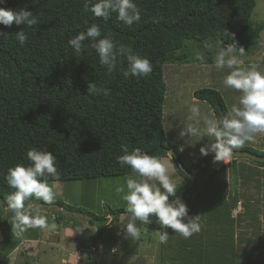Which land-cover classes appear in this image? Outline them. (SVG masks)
<instances>
[{"label":"trees","instance_id":"obj_1","mask_svg":"<svg viewBox=\"0 0 264 264\" xmlns=\"http://www.w3.org/2000/svg\"><path fill=\"white\" fill-rule=\"evenodd\" d=\"M86 2L0 0V7L30 10L38 20L31 28L15 24L6 27L0 23V29L6 33L0 36V199L4 206H7V195L14 191L6 179L8 169L18 164L29 165L27 151L32 148L50 151L56 157L59 177L41 178L46 181L133 172L117 160L123 154V145H127L129 151L139 148L141 152L162 159L174 149V167L185 178V183L177 190V196L182 195L192 184L191 174L214 158V153L190 164L180 148L168 141L163 122L167 93L164 66L168 62L189 59L182 50L187 40L204 45L215 39L224 44L232 43L224 36L225 29L235 33L237 47L243 46L245 52L252 51L264 29V23H250L256 0H133L140 9L141 19L131 26L119 21L115 12L107 19L84 12ZM93 23L101 28L98 39L111 34L117 45L124 44L147 58L152 72L147 76L125 78L122 69L127 68V60L118 56L117 67L109 74L106 66L100 64L96 50L90 47L93 42L90 38L83 42L85 47L77 55L68 40ZM21 29L27 36L23 46L16 38V32ZM204 57L203 62L196 60L201 64L213 62L211 56L204 54ZM88 81L108 89L110 95L87 93ZM194 96L209 103L217 118L227 115L229 109L220 90L202 87L194 91ZM239 150L264 155V151L250 146ZM236 159L230 163L234 183L243 178L238 175L244 174L242 169L259 174L250 166H240ZM253 160L258 169L264 166V161ZM229 177L222 162L213 163L197 176L190 191H198L195 199L201 204L195 206L196 212L201 207L199 213L207 212L210 221L213 216L215 221L225 219L231 223V242L229 238L219 242L218 236L214 243H208L206 264H237L238 252L244 249L242 244L251 241L236 229L244 220H249L247 224L251 225L255 222L250 219L253 216L249 211L253 197L244 198L247 193L229 184ZM206 185L208 192L204 190ZM175 198L169 197L170 200ZM58 203L64 204L63 201ZM239 203L244 210L235 215L233 211ZM11 219L9 214L0 217L3 232L0 251L4 254L8 245H14ZM149 219L150 229L159 227L156 217ZM107 225L97 224L99 236ZM250 227L251 232L259 233L255 223ZM215 231V235L221 234L217 227ZM219 255L223 261L216 259ZM24 264L30 263L25 261Z\"/></svg>","mask_w":264,"mask_h":264},{"label":"rangeland","instance_id":"obj_2","mask_svg":"<svg viewBox=\"0 0 264 264\" xmlns=\"http://www.w3.org/2000/svg\"><path fill=\"white\" fill-rule=\"evenodd\" d=\"M250 23L252 25L264 23V0H256V6L251 15ZM210 42L204 45L187 40L182 50L187 53L189 59L185 62H168L164 66L167 82L163 120L164 128L168 141L180 148L185 159L190 164L198 162L203 157L200 153L201 146L207 143L210 144L212 140L205 137L200 141H196V137H181L179 135L182 128L191 122L189 120V106L196 103L203 113L209 114L214 112L209 103H202L204 101L198 99H195L198 102H194V91L192 89L211 87L222 91L229 110L233 104H238L241 95L238 91L226 88L223 85V79L230 70L227 68L217 70L214 66L215 56L222 47L226 48L228 44H224L218 39ZM201 51L205 55L211 56L213 62L209 64L199 63L196 60V55ZM235 55L243 61L244 67L255 63L263 71L264 29L260 34L258 44L252 51L245 52L243 56H240L237 51ZM171 102L178 107H182L176 109L175 106L174 111L173 107H170ZM178 126L180 127L178 128ZM244 146H252L259 151L264 150V137H257L255 142H247ZM173 153L174 149H171L163 159L169 161L173 166L170 178L178 185V190L184 184L185 178L174 167ZM234 158L231 157L228 164L222 162L226 166L227 176H230L229 184L241 187L247 193L244 198L253 197L252 200L254 202L249 206V211L250 216L254 218L250 217V219L255 220L252 225L255 223L259 227V233L257 232L256 234L255 230L251 232L250 226L252 225L247 224L249 220L245 222L244 219L241 225L237 227L236 230L240 235L242 233L243 237L251 238V241L242 244L244 249L243 252H238L240 256L237 258V264H264V167L258 169L257 163L245 156L236 157V162L240 166H250L252 171L255 170L259 174L255 175L254 173H249L246 169H242L241 171L244 174L241 176L240 172L238 175L243 178H240L238 183H234L235 179L232 178L234 174H230L233 168V165H230V163ZM215 167L218 168V165L216 164ZM128 176L138 178L136 173L128 172L115 175L47 181L58 193L56 200L51 205H48L33 198L26 202V207L32 205L33 208H39L40 214L47 217L48 224L50 226L52 224L56 225L55 230L31 228L20 236L14 233V245H8L6 249L8 251L5 254L4 251H0V264H24L25 261H28L30 264H88L86 261L89 255L95 258L99 253L102 255V260L98 264H206L205 260L208 258V251L205 248L208 243H214L215 238H218V236L220 237L219 242L227 241L228 238V241L231 242V231L229 230L231 223L229 221L224 219L218 222L215 221L213 216V220L210 221L207 212L202 215L199 213L201 212V207H198L199 212H196L195 206H198L201 202L195 199L198 191L190 192L189 188L192 184L178 197L188 206L189 215L200 223L201 231L199 233H195L186 239L179 233L173 232L170 228L164 229L158 224L159 227L150 229L148 225L137 221V227L141 230L140 239L132 240L126 238L124 235V225L127 224L131 214L126 210L127 205L122 199V194L118 195L115 189L117 186H124L125 191H127L126 179ZM198 189L201 190L202 188L198 187ZM204 190L208 192L207 185ZM183 195H185L184 198L182 197ZM205 198L207 199V195H205ZM2 201L0 199V217L9 214L11 219L12 213L6 210L7 206H4ZM58 201H63L64 204L60 205ZM259 206L262 207V210H258ZM241 208L244 210V206ZM122 209L125 210L121 212ZM237 210H234L233 214H236ZM84 213L91 216L88 217ZM106 214H111L113 221L106 226L105 234L99 236L97 224L102 225L103 221L105 222L109 219V216H105ZM61 216L63 219L59 220ZM68 218L71 219L69 220V225L65 224ZM88 218H94L92 221H102L92 222L91 224ZM186 221L187 218H185ZM215 222H217L216 225H214ZM67 227L68 229H74L76 234L77 232L79 234L74 235L71 233L68 235L69 231L66 230ZM216 227L218 228V233L221 234L215 235ZM165 231L169 233L168 242L161 244L158 241L157 232ZM0 239H3V237L0 236ZM90 245H95L97 248L100 247L102 253L99 251L90 252ZM114 246L118 249L115 253L111 252V248ZM85 253L90 254L85 255ZM225 255L226 253L223 254L224 257ZM216 259L223 261V257L220 255L216 256Z\"/></svg>","mask_w":264,"mask_h":264},{"label":"clouds","instance_id":"obj_3","mask_svg":"<svg viewBox=\"0 0 264 264\" xmlns=\"http://www.w3.org/2000/svg\"><path fill=\"white\" fill-rule=\"evenodd\" d=\"M83 11H90L95 17L104 19L115 12L117 19L128 26L141 19L140 9L133 0H95L94 3L87 0ZM0 23L6 27L15 24L31 28L38 24V20L30 10L14 11L0 7ZM22 29L16 32V38L21 46L27 40ZM5 34L0 29V36ZM100 36L101 28L93 23L86 31H81L70 38L68 44L79 55L85 47L83 42L90 38L93 41L90 47L96 50L100 64L106 66L109 74L116 69L118 56L126 57L127 60V68L122 69L125 78L147 76L152 72V64L147 58L134 53L124 44L117 45L111 34L98 39ZM224 36L233 42L226 48L222 47L217 53L214 66L217 70L225 68L230 70L223 79V85L241 93L239 102L233 104L223 118H217L214 112L205 114L198 104H191L189 106L191 122L182 128L179 135L196 137V141L205 137L211 139L210 144L201 146V155L214 153V163L228 164L234 149L244 147L247 142H255L257 137H264V71L255 63L244 67L243 61L238 59L235 53L238 51L239 55L243 56L246 50L243 46L237 47L234 42L235 33L225 29ZM196 59L203 62L204 54L197 53ZM87 93L110 95L108 89L97 87L94 81H88ZM121 151L123 154L117 157L118 162L122 167L129 166L138 177H127V191L124 186H117L115 189L118 195L122 194V199L127 205L126 210L131 214L124 225L125 237L139 240L141 230L136 222L140 221L147 225L151 216L156 217V223L162 228H170L186 239L199 233L200 223L189 215L188 206L177 196L178 185L170 178L172 164L158 156L141 152L139 148L129 151L128 146L123 145ZM27 159L30 161L29 165L18 164L11 167L6 176L9 187L14 189L6 197V210L12 213V231L17 236L31 228L42 230L56 228L55 224L51 226L48 224L47 217L40 214L39 208H33L32 205L26 207V202L33 198L48 205L56 200L58 193L55 188L41 179L45 176L59 177L55 166L56 157L50 151L32 148L27 151ZM170 196L176 198L170 201ZM109 223L111 222H105ZM168 235L167 231L157 232L159 243L166 244ZM116 251V248L112 249L113 253Z\"/></svg>","mask_w":264,"mask_h":264},{"label":"crops","instance_id":"obj_4","mask_svg":"<svg viewBox=\"0 0 264 264\" xmlns=\"http://www.w3.org/2000/svg\"><path fill=\"white\" fill-rule=\"evenodd\" d=\"M207 64V63H206ZM263 68H264V66H263ZM263 71H264V69H263ZM193 91H195L194 89H192ZM192 92V91H191ZM221 93H222V91H221ZM223 94V93H222ZM193 99L195 100V99H197L194 95H193ZM198 100H200V99H198ZM198 100H195L194 102H198ZM200 101H203V100H200ZM202 103H206V101H204V102H202ZM181 105H183V103H181ZM173 107V110L175 111V106H176V109H180V107H182V106H180V107H178L177 105H175L173 102H171V104H170V107ZM179 111H181V110H179ZM180 126H178V128H179ZM250 147H252V146H250ZM185 183V182H184ZM242 205H241V203H239V205H238V212H241L242 211ZM78 213H80V212H78ZM80 214H82V213H80ZM87 214V213H86ZM91 215L89 214V217H90ZM105 216H109V219H107V221H106V223H108V222H111L112 220H113V218L111 217V214H106ZM86 217V216H85ZM94 219V218H93ZM93 219H91V218H88V221L89 220H93ZM98 219H100V218H98ZM69 220H71V219H69L68 218V220H66V222H65V224H67V225H69ZM93 222H97L96 220H94ZM62 223V222H61ZM72 223H74L73 221H72ZM91 223V222H90ZM92 224V223H91ZM103 225V224H102ZM66 230H68L69 231V234L68 235H70L71 233H73L74 235H77V234H79L78 232H77V234H76V232H75V230L74 229H72V228H69L68 229V227H67V229ZM2 233V230H1V228H0V236H2L3 237V234H1ZM97 233H98V227H97ZM102 234H105L104 232L102 233ZM99 237V236H98ZM0 240H2V239H0ZM39 240V239H38ZM91 246H95V245H90L89 247H91ZM114 247H116V246H114ZM114 247H112V248H114ZM111 248V249H112ZM99 249H101L100 247H99ZM102 250V249H101ZM112 252V251H111ZM13 253V252H12ZM86 254H90V253H85V255ZM97 254V253H96ZM100 254V253H99ZM97 254L96 255V257L95 258H93L91 255H89V258H88V260L86 261L88 264H90V263H95V264H98V262L99 261H101L102 260V255L100 254ZM85 257V256H84Z\"/></svg>","mask_w":264,"mask_h":264},{"label":"water","instance_id":"obj_5","mask_svg":"<svg viewBox=\"0 0 264 264\" xmlns=\"http://www.w3.org/2000/svg\"><path fill=\"white\" fill-rule=\"evenodd\" d=\"M235 156H248L252 159H255V160H258V161H264V155H259L257 153H253L249 150H233V155H232V158L235 157ZM213 159L212 158L210 161H208L206 164H204V166H202L200 168V170H198L196 173H192L191 176H192V185L191 187L189 188V190H191L194 186H195V183H196V178L197 176L207 167H209L211 164H213ZM185 195H183L182 197L184 198ZM86 216L89 217V214H86L84 213ZM92 219V218H91ZM97 221H102V220H97ZM106 222V221H105ZM104 221L102 222L105 223ZM100 223V222H99Z\"/></svg>","mask_w":264,"mask_h":264},{"label":"built area","instance_id":"obj_6","mask_svg":"<svg viewBox=\"0 0 264 264\" xmlns=\"http://www.w3.org/2000/svg\"><path fill=\"white\" fill-rule=\"evenodd\" d=\"M114 248L117 249V247H114ZM112 249H113V248H112ZM112 249H111V251H112ZM89 251H90V252H96V251H99V252L102 253V250L99 249V248H97L96 246H91V247L89 248ZM117 251H118V249H117ZM117 251H116V252H117Z\"/></svg>","mask_w":264,"mask_h":264},{"label":"flooded vegetation","instance_id":"obj_7","mask_svg":"<svg viewBox=\"0 0 264 264\" xmlns=\"http://www.w3.org/2000/svg\"><path fill=\"white\" fill-rule=\"evenodd\" d=\"M254 148V147H253ZM234 150H239V149H234ZM261 151H264V150H261ZM235 157H239V156H235ZM262 167H264V166H262Z\"/></svg>","mask_w":264,"mask_h":264}]
</instances>
